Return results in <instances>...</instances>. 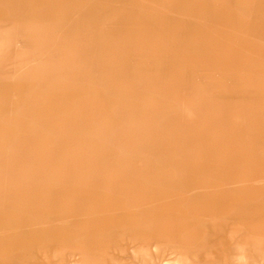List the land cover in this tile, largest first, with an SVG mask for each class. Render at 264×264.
<instances>
[{
  "label": "rangeland",
  "instance_id": "obj_1",
  "mask_svg": "<svg viewBox=\"0 0 264 264\" xmlns=\"http://www.w3.org/2000/svg\"><path fill=\"white\" fill-rule=\"evenodd\" d=\"M0 264H264V0H0Z\"/></svg>",
  "mask_w": 264,
  "mask_h": 264
},
{
  "label": "bare ground",
  "instance_id": "obj_2",
  "mask_svg": "<svg viewBox=\"0 0 264 264\" xmlns=\"http://www.w3.org/2000/svg\"><path fill=\"white\" fill-rule=\"evenodd\" d=\"M6 233H8L6 229H5L4 231L1 232V234H6ZM223 249H225V248H223ZM223 249H222V250H223Z\"/></svg>",
  "mask_w": 264,
  "mask_h": 264
}]
</instances>
